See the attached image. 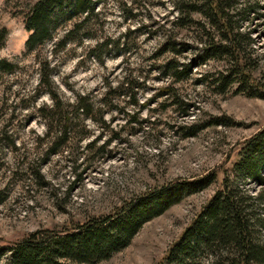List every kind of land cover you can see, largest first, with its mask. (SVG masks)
I'll use <instances>...</instances> for the list:
<instances>
[{"label":"rangeland","instance_id":"374dc122","mask_svg":"<svg viewBox=\"0 0 264 264\" xmlns=\"http://www.w3.org/2000/svg\"><path fill=\"white\" fill-rule=\"evenodd\" d=\"M34 1L0 0V28L9 30L0 59L18 65L0 72V246L39 228H62L114 212L124 200L163 182L217 170V182L146 221L127 247L98 263L159 264L221 185L241 142L264 126V100L235 93L236 85L219 93L213 82L226 69L222 60L196 65L179 82L163 74L160 66L172 58L191 63L205 39L201 26L180 25L176 0H94L95 16L84 27L77 26L82 18L63 22L41 54L55 67L60 97L73 102L87 96L104 109L107 123L88 120L92 137L79 147L77 141L69 143L43 163L46 145L40 138L47 127L39 108L52 99L36 96L38 52L27 53L30 33L21 14ZM239 2L253 9L245 15V29L253 32L260 61L253 75L264 82V0ZM68 30L79 32L60 48L57 43ZM168 39L185 42L190 49L179 55L164 53ZM106 41L107 48L95 50L98 42ZM135 99L139 105L133 104ZM213 117H225L232 125H210L184 137L181 127ZM94 140L97 146L109 144L86 157L85 146ZM248 182L257 192L259 185Z\"/></svg>","mask_w":264,"mask_h":264},{"label":"trees","instance_id":"16d2710c","mask_svg":"<svg viewBox=\"0 0 264 264\" xmlns=\"http://www.w3.org/2000/svg\"><path fill=\"white\" fill-rule=\"evenodd\" d=\"M95 6L94 0H36L21 12L30 33L27 53L38 52L34 54L40 66L36 96L48 94L52 99V104L39 108L47 127L44 137L40 138L46 145L43 163L69 143L77 141L79 147L81 141L92 137L88 120L107 123L104 109L95 107L87 96H78L73 102L60 97L53 80L55 67L51 59L41 54L63 22L82 18L77 26L84 23V27L95 16ZM174 6L180 25L201 26L205 39L191 63L172 58L160 66L163 74L179 82L188 78L196 65L222 60L226 69L213 82L219 93H226L236 85L235 93L264 100V82L253 75L260 66L256 40L253 32L245 29L248 19L245 15L253 11L252 6L240 4L239 0H176ZM77 32H65L57 46L63 48ZM8 35V28H0V47ZM109 43L98 42L95 50H103ZM189 47L185 42L168 39L161 51L179 55ZM17 67L0 59V72H11ZM133 104L139 105L138 100ZM140 106L146 107L144 103ZM210 125H232V122L225 117H213L204 124L180 129L184 137H192ZM97 142L94 140L85 146L86 157L91 152L104 151L109 144L108 141L97 146ZM218 176L219 172L213 170L194 179L163 182L137 198L124 200L114 212L94 215L62 228L31 231L0 246V264L2 261L3 264H98L127 247L146 221L185 196L217 182ZM251 180L259 185L255 193L248 186ZM159 264H264V126L241 142L234 163L224 170L221 185L170 245Z\"/></svg>","mask_w":264,"mask_h":264}]
</instances>
